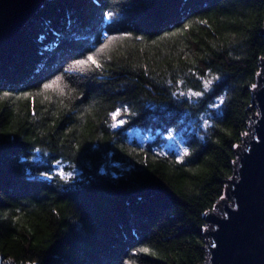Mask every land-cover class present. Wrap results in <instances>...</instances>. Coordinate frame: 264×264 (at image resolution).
Returning <instances> with one entry per match:
<instances>
[{"label":"trees","instance_id":"1","mask_svg":"<svg viewBox=\"0 0 264 264\" xmlns=\"http://www.w3.org/2000/svg\"><path fill=\"white\" fill-rule=\"evenodd\" d=\"M263 25L264 0H47L0 48V85L11 93L0 90V256L203 264V213L219 210L257 111ZM105 31L114 39L97 54L102 70L63 71ZM57 73L84 95L40 88ZM213 76L208 92L189 96ZM122 104L136 115H109ZM190 124L198 132L188 134ZM168 131L185 136L179 163ZM59 169L74 176L65 181Z\"/></svg>","mask_w":264,"mask_h":264},{"label":"water","instance_id":"2","mask_svg":"<svg viewBox=\"0 0 264 264\" xmlns=\"http://www.w3.org/2000/svg\"><path fill=\"white\" fill-rule=\"evenodd\" d=\"M46 1L0 0V48ZM261 67L264 71V58ZM256 79L252 100L257 111L249 139L237 150L235 178L229 179L218 200L219 210L203 213L210 224L205 230L209 238L203 264H264V72H259ZM233 204L238 207L233 208Z\"/></svg>","mask_w":264,"mask_h":264},{"label":"snow or ice","instance_id":"3","mask_svg":"<svg viewBox=\"0 0 264 264\" xmlns=\"http://www.w3.org/2000/svg\"><path fill=\"white\" fill-rule=\"evenodd\" d=\"M113 16V13L111 11H104L102 13V18L103 19H110ZM200 23H206V21H200ZM183 27L185 29H187L189 27L188 23H185L183 25ZM175 31L179 32L181 31V29L177 28L175 29ZM168 33H165V35H167ZM120 35H131L130 33L127 32H122L120 33ZM114 37L113 35H110L108 31H105L102 35H99L97 37L96 43L92 45L93 50H89L87 52V55L84 56L83 53L80 54V58L77 59H73L71 61V64L74 66L73 68H66L63 69L64 72H72L74 70H78L81 73H85V72H91L93 69L95 70H102L103 66L100 63L99 59L96 58L98 53H101L103 49H105V47L108 45V42L113 40ZM218 79V77L213 76L211 79L208 80H203L202 84H203V90L202 91H197V92H193L192 89H188V94L190 97H202L204 95L205 92H208L213 84V80ZM171 83V82H169ZM177 84H180L181 81H176ZM55 87L56 90L61 93L64 94V90L67 89V92L69 94L76 92L75 89L71 88L68 86V84L66 82H64V76L61 73H57L56 75H53L50 79H46L44 83H42L40 85L41 89H49V88H53ZM253 87H255L253 85ZM4 86L0 85V90H3ZM2 94L7 96L10 95L11 93L3 90ZM177 93H173V95H176ZM180 95H184V93H179ZM21 95H29L27 92L25 93H21ZM81 95H84L83 92H76V96H73L72 98L75 99ZM216 99L218 101H220L221 103L223 102V97L217 96ZM212 107H216L217 105L213 104L211 105ZM126 113L128 115L131 116H135L136 113L134 111L131 110V108L127 105V104H122L120 108L115 109L113 112H111L109 115L112 116L114 119L117 116L118 113L120 112ZM126 121L121 119V120H115L114 123H112L110 125V127L112 128H116L119 125H123L125 124ZM205 124L208 123V121L204 122ZM67 131V130H66ZM168 136L172 135L171 131H168ZM241 135H247V133H242ZM256 139H259V137H255ZM75 148L79 149L80 145H74ZM233 148L237 147V145L233 144L232 145ZM31 151L35 152L37 151V149H31ZM164 153H161V155H163ZM189 155V149L188 148H184L182 150V152L178 155H176L175 159L176 162L179 163L181 160H183V158L185 156ZM25 159H31V157H25ZM54 163H56L54 161ZM57 174L60 175L61 179L68 181L71 177L74 176V173L71 171L68 172H64L62 169L57 170ZM38 175L40 177H44V178H48L50 179L52 177V172L51 171H41L38 173ZM233 208L238 207L237 204H233L232 205ZM207 211V209L205 210ZM227 215V214H225ZM203 227V226H202ZM211 247H215V244H210ZM133 251H136L135 249H133ZM139 251L141 252H149V249L147 247H143L141 249H139ZM154 254V253H153ZM124 264H127V262L125 261Z\"/></svg>","mask_w":264,"mask_h":264},{"label":"rangeland","instance_id":"4","mask_svg":"<svg viewBox=\"0 0 264 264\" xmlns=\"http://www.w3.org/2000/svg\"><path fill=\"white\" fill-rule=\"evenodd\" d=\"M255 84H254V86H255ZM252 89H253V87H252ZM199 126L202 128H205L204 122L203 121L199 122ZM187 129H188V134L190 132H198V128L194 124L188 125ZM132 134L135 135L136 138H138V139L144 138L143 133L139 129H134L132 131ZM184 138H185V136L181 135L180 133L172 132L171 136L167 135L164 138L165 147L174 150L177 154H180L182 152V150L184 148H186ZM224 199H227V197H224ZM9 261L13 262L14 264H22V263H15L13 260L6 259L5 257L0 258V264L10 263Z\"/></svg>","mask_w":264,"mask_h":264},{"label":"bare ground","instance_id":"5","mask_svg":"<svg viewBox=\"0 0 264 264\" xmlns=\"http://www.w3.org/2000/svg\"><path fill=\"white\" fill-rule=\"evenodd\" d=\"M10 262V261H9ZM9 264V263H8ZM10 264H14L13 262H10Z\"/></svg>","mask_w":264,"mask_h":264}]
</instances>
